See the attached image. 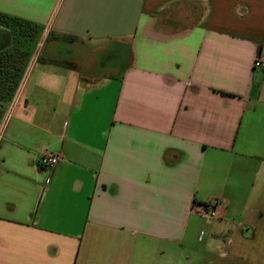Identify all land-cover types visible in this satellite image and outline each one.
<instances>
[{
    "label": "crops",
    "instance_id": "0c3cea01",
    "mask_svg": "<svg viewBox=\"0 0 264 264\" xmlns=\"http://www.w3.org/2000/svg\"><path fill=\"white\" fill-rule=\"evenodd\" d=\"M0 11L39 25L0 120V264H152L148 246L192 236L200 202L233 212L264 170V0ZM43 151L61 160L42 167Z\"/></svg>",
    "mask_w": 264,
    "mask_h": 264
},
{
    "label": "rangeland",
    "instance_id": "374dc122",
    "mask_svg": "<svg viewBox=\"0 0 264 264\" xmlns=\"http://www.w3.org/2000/svg\"><path fill=\"white\" fill-rule=\"evenodd\" d=\"M39 37L31 41V50ZM52 37L43 45L44 49L59 46ZM65 45V44H64ZM82 48L81 44H77ZM68 47H72L68 44ZM33 51H31L33 53ZM240 186V198L231 201L230 210L217 215L199 217L198 227L192 236L180 244L162 245L163 254L156 253L153 243L148 246L147 259L152 264H253L263 261L259 253L264 252V170L253 178L245 175ZM216 201L223 207V199L212 197L206 202ZM202 208V207H200ZM199 208V209H200ZM225 254V255H222Z\"/></svg>",
    "mask_w": 264,
    "mask_h": 264
},
{
    "label": "trees",
    "instance_id": "16d2710c",
    "mask_svg": "<svg viewBox=\"0 0 264 264\" xmlns=\"http://www.w3.org/2000/svg\"><path fill=\"white\" fill-rule=\"evenodd\" d=\"M38 32V24L0 11V120L18 89L32 51L31 41ZM199 204L214 207L216 201Z\"/></svg>",
    "mask_w": 264,
    "mask_h": 264
},
{
    "label": "built area",
    "instance_id": "2783aa9c",
    "mask_svg": "<svg viewBox=\"0 0 264 264\" xmlns=\"http://www.w3.org/2000/svg\"><path fill=\"white\" fill-rule=\"evenodd\" d=\"M256 67H263L264 61L260 58H257L254 62ZM1 132V131H0ZM61 160L60 155L53 153L51 151H43L38 158V164L42 167H51L57 164ZM200 215L203 218L212 217L215 214V207L208 205L206 208H201L199 210Z\"/></svg>",
    "mask_w": 264,
    "mask_h": 264
},
{
    "label": "flooded vegetation",
    "instance_id": "af4514ba",
    "mask_svg": "<svg viewBox=\"0 0 264 264\" xmlns=\"http://www.w3.org/2000/svg\"><path fill=\"white\" fill-rule=\"evenodd\" d=\"M215 215H217L216 210H215V214L213 216H215ZM222 255H225V254H222ZM259 258L264 260V252L259 253ZM253 264H264V262L261 260L258 263H253Z\"/></svg>",
    "mask_w": 264,
    "mask_h": 264
}]
</instances>
